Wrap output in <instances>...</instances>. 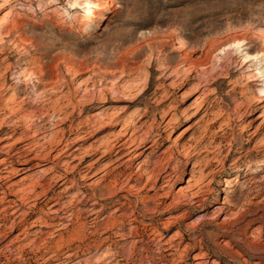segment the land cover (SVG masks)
<instances>
[{
  "label": "rangeland",
  "instance_id": "obj_1",
  "mask_svg": "<svg viewBox=\"0 0 264 264\" xmlns=\"http://www.w3.org/2000/svg\"><path fill=\"white\" fill-rule=\"evenodd\" d=\"M7 8L0 264H264V0Z\"/></svg>",
  "mask_w": 264,
  "mask_h": 264
},
{
  "label": "bare ground",
  "instance_id": "obj_2",
  "mask_svg": "<svg viewBox=\"0 0 264 264\" xmlns=\"http://www.w3.org/2000/svg\"><path fill=\"white\" fill-rule=\"evenodd\" d=\"M18 4V3H17ZM77 9H79V10H85V9H90L91 7H92V4H91V2L90 1H85L84 3H79V4H77ZM43 11V9H40L39 10V12H42ZM15 12H14V10L12 9V8H7L6 10H4V12H2V17H1V19H0V36H1V31L6 27V24H7V22L9 21V19H10V17L14 14ZM77 15V13H75L74 14V16H76ZM93 16L94 17H97L98 15L97 14H94L93 13ZM21 27V26H20ZM19 27V28H20ZM16 28V27H15ZM85 32V31H84ZM0 39H2L1 37H0ZM4 40V39H3ZM6 59V58H5ZM251 60H253L252 58H246L244 61H245V63H248V62H250ZM262 62V67L264 66V61L262 60L261 61ZM19 65V64H18ZM9 66V65H8ZM25 70H20L19 71V73H18V75L20 76V77H22V76H25ZM263 77H264V72L261 70V69H258L257 70V73H256V77H254V79L255 80H261V79H263ZM25 78V77H24ZM23 79V78H22ZM6 81V80H5ZM40 81V80H39ZM29 82V81H28ZM41 82V81H40ZM4 86V85H3ZM2 86V87H3ZM11 87V86H10ZM16 93L15 92H13L12 94H10L9 96H8V100L6 101V106H7V108L11 111V114L13 115V116H20L21 115V113L23 112V106L22 105H20L18 108H14V107H12L11 105L12 104H14V103H16ZM260 103H261V105H260V107H264V89H261L260 90ZM8 111V110H7ZM1 112V111H0ZM149 113V111L148 110H146L145 111V113H144V116L143 117H145L147 114ZM1 114V113H0ZM10 114V115H11ZM108 125V124H107ZM134 126L133 125H129V127H128V129L130 128H133ZM15 129V128H14ZM136 130L134 129L133 130V134L131 135V137L134 135V132H135ZM13 133V132H12ZM15 134V133H14ZM13 134V135H14ZM12 135V136H13ZM39 135V132L37 131V130H35L34 131V133H33V135L32 136H30L29 138H34V137H36V136H38ZM5 139V138H4ZM132 139V138H131ZM68 141V140H67ZM128 141H130V137L128 138V139H126L125 141H123L124 143H126V142H128ZM68 143H70V142H68ZM123 144V143H122ZM15 145V144H14ZM32 145H33V141H30V140H26L20 147H18V148H16V146H14L15 148H14V150L16 149V152H15V154H23V153H25V152H27L31 147H32ZM120 145V144H119ZM33 159H36V158H32V160ZM184 174V172L182 173V175ZM30 177V176H29ZM183 177V176H182ZM41 180V179H40ZM29 183V182H28ZM32 183H34V182H32ZM32 183L31 184H29V186L31 185L32 186ZM35 184V183H34ZM27 185V184H26ZM34 187V186H33ZM7 201H9V202H14L13 200H7ZM21 203V202H20ZM16 204V203H15ZM52 213H54L53 212V210L51 211V210H49V211H46V214H52ZM197 223H199L198 221H197ZM200 224V223H199ZM198 224V225H199ZM168 242V241H167ZM173 246V245H172ZM168 249V251L169 250H173L174 248L173 247H169V248H167ZM167 251V250H166ZM164 255V254H163ZM113 258L114 259V256H111V254H109L108 252H102V254H100L99 256H98V258H97V262H99V263H103V262H105V261H107V259H109V258ZM196 261H199L198 259L196 260ZM261 262V261H260ZM259 262V263H260ZM104 264V263H103ZM195 264H201V262H196Z\"/></svg>",
  "mask_w": 264,
  "mask_h": 264
}]
</instances>
